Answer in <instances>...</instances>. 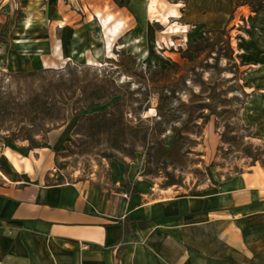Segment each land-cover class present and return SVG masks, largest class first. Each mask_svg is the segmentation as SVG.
I'll list each match as a JSON object with an SVG mask.
<instances>
[{
    "label": "rangeland",
    "instance_id": "1",
    "mask_svg": "<svg viewBox=\"0 0 264 264\" xmlns=\"http://www.w3.org/2000/svg\"><path fill=\"white\" fill-rule=\"evenodd\" d=\"M243 2L0 0V185L49 165L44 185L87 183L121 216L143 199L264 174V9L252 16ZM204 40L219 59L187 47ZM74 42L84 60L60 59L56 48ZM151 57L160 64L145 66ZM106 111L113 122L80 120ZM32 127L51 130L34 138L49 149L20 142Z\"/></svg>",
    "mask_w": 264,
    "mask_h": 264
},
{
    "label": "crops",
    "instance_id": "2",
    "mask_svg": "<svg viewBox=\"0 0 264 264\" xmlns=\"http://www.w3.org/2000/svg\"><path fill=\"white\" fill-rule=\"evenodd\" d=\"M145 38L149 47L156 33ZM48 166H33L30 184L0 185V264H264L262 173L203 194L143 199L112 216L98 188L44 185Z\"/></svg>",
    "mask_w": 264,
    "mask_h": 264
},
{
    "label": "trees",
    "instance_id": "3",
    "mask_svg": "<svg viewBox=\"0 0 264 264\" xmlns=\"http://www.w3.org/2000/svg\"><path fill=\"white\" fill-rule=\"evenodd\" d=\"M252 1H255V0H244L242 6H247L248 9H249V13L250 15L252 16H255L257 15L260 11H262L264 9V0H259V2H257L256 4ZM220 35H224L223 32H220ZM218 44V43H217ZM226 47L231 51V43H230V39L227 38V43L225 44ZM204 46L205 48L208 49V54L210 56L214 55V58L215 60L219 59L220 57H218V54H215L213 51L214 49L216 48V43H210L208 40H204V41H201V42H197L196 44H190L188 45L187 47L194 50L195 52V55L198 53H200L199 49ZM188 50H184V53L187 52ZM182 59H185V60H192L194 59V54L192 53H185V54H182L181 56ZM223 58V57H221ZM56 105H52L50 107H52V109L58 111L59 109L58 108H55ZM80 120L82 122H85V123H89V124H96V123H108V122H113L114 121V118L112 117V114L108 111L106 112H103V113H99V114H93V115H90V116H82L80 118ZM60 121V120H59ZM51 132V130H42V129H39V128H34L32 127V132H31V135L27 138H21L20 142H27L29 144L28 146V151H33V150H38V149H49V147H40L38 145V143L34 140L35 137H42V135H48L49 133ZM3 141L6 143V144H11L13 143V139L10 140V138H3ZM25 184H30V182H28L27 178H25ZM54 185H62V184H54ZM126 220V219H125ZM125 227V225H123Z\"/></svg>",
    "mask_w": 264,
    "mask_h": 264
},
{
    "label": "bare ground",
    "instance_id": "4",
    "mask_svg": "<svg viewBox=\"0 0 264 264\" xmlns=\"http://www.w3.org/2000/svg\"><path fill=\"white\" fill-rule=\"evenodd\" d=\"M191 16H192L191 11H188V15H187V20L188 21H192ZM24 28L25 29L31 28L30 23L27 22L24 25ZM19 44H20V48L22 49V52H24L26 54V52L28 51L27 50L28 47L23 45L22 42H20ZM75 44H76V42H74L72 44H68V45H62V47H57L56 48V52H57L58 57L60 59H62V60H66V61H69V60H71V59L76 57V60L78 62L83 61L84 60V55L83 54L77 55V53L75 51V48H74ZM157 63L160 64V62H157V60L154 57H151V58L148 59L147 64L145 63L146 64L145 66H147V67H148V65L149 66H154ZM0 65H1V63H0ZM1 177H2V179H4L3 176H1ZM237 180H239V178H237Z\"/></svg>",
    "mask_w": 264,
    "mask_h": 264
}]
</instances>
